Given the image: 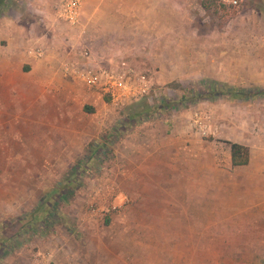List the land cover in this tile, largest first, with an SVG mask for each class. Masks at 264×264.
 <instances>
[{
	"label": "rangeland",
	"instance_id": "1",
	"mask_svg": "<svg viewBox=\"0 0 264 264\" xmlns=\"http://www.w3.org/2000/svg\"><path fill=\"white\" fill-rule=\"evenodd\" d=\"M26 1L9 0L0 19L15 16V11L28 16ZM149 1L157 22L128 23L125 43H119L127 49L122 54L116 53V42L123 31L118 34L105 20L92 22L85 15L75 27L57 18L54 25L41 22L34 27L39 35L45 31L48 37L44 43L60 52V68L65 60L77 58L103 68H134L151 80V97L145 94L122 106L102 108L92 121L100 125L91 128L96 130L91 142L109 136L116 124L146 106L180 98L183 90L169 87V83L195 90L210 79L240 88L264 87V0H238L237 5L217 6V12L211 7L206 11L201 0ZM4 25L14 31L13 25ZM79 31L86 35L98 31L94 33L98 40L95 50L104 57L92 58L90 52L83 56L88 45L82 43ZM18 34L15 30V36ZM35 42L28 48L38 47ZM62 77L73 88L97 92L82 86L78 79L73 82L69 76ZM189 108L207 116V136L195 128L194 114L179 115L185 111L184 104L151 112L148 120L128 127L96 156L82 174L80 187L67 202L58 204L57 221L42 232L24 233L17 246L8 245L6 251L0 247V264H229L221 263V169L198 165V161L217 158L221 164L223 121L243 126L252 142L262 145L264 95L202 100ZM171 111L180 112L177 115L184 125H190L192 136L184 143L152 151L146 140L147 127L159 119L169 122ZM5 121L0 126V237L8 239L24 224L19 219L34 210L47 189L84 156L83 152L78 155L77 146L91 133L80 130L74 135V150H67V142L61 151L51 145L55 151L27 154L21 143L24 136L13 134ZM190 147L188 156L194 158V166L182 167L186 154L179 151ZM232 233L235 238L250 237L249 232Z\"/></svg>",
	"mask_w": 264,
	"mask_h": 264
},
{
	"label": "crops",
	"instance_id": "2",
	"mask_svg": "<svg viewBox=\"0 0 264 264\" xmlns=\"http://www.w3.org/2000/svg\"><path fill=\"white\" fill-rule=\"evenodd\" d=\"M59 1L27 0L24 6L27 7L28 16L25 12L15 11V16L12 15L7 20L0 19V126L3 119H6L13 134L24 136L21 143L27 154L33 151H50L53 149L51 145H57L58 151H61L62 145L67 142V150L72 149L74 135L82 130V133L91 135L77 146L78 155L81 154L91 142V136L96 133L93 129L100 125L93 124L92 121L101 114L102 108L113 106L105 97L101 99L97 92L73 88L67 84L58 65L60 52L53 45L44 43L48 37L45 31L41 35L34 31L37 23L54 25L56 16L53 15L52 8ZM88 1L82 0L81 16L86 15L92 22L105 20L120 35L123 31L122 37L118 36L119 40L116 42L117 54L127 51L119 43H125V33H129L128 23L157 22L155 10H150L152 6L149 0H91V8L87 12ZM3 23L13 25L14 31ZM15 30L20 34L15 36ZM98 31L88 32L87 35L80 31L77 33L82 38V43L88 45L92 58L105 55L99 56L95 50L98 40L94 33ZM34 41L38 46H46L44 49L47 54L44 58H34L27 54L28 45H34L31 44ZM103 46L107 47V44L103 43ZM103 46L100 47L101 50H105ZM77 82L84 86L82 82ZM74 102L78 104L74 105ZM178 113L180 112L171 111L169 122L159 119L148 125L150 130L147 129L146 140L153 146L152 151L160 152L164 148L162 146L184 143L192 136L190 125H184L185 121L179 115L194 114L195 111L191 112L187 108L179 115ZM63 126L68 130H64ZM60 130L64 131L63 139L60 137L63 135ZM65 131L69 132L68 136ZM221 140V164L217 158L198 161V165L221 169V232H224L221 233V263L263 264L264 251L259 250V247H264V147L252 142L243 126L233 123L230 125V121H223L221 124ZM228 142H236L249 148L247 164H231ZM174 149L178 151L176 147ZM191 149L179 151L186 154L180 163L182 167L193 168ZM76 159L77 155L73 161ZM61 164L68 165L66 162ZM232 232H249L250 237L235 238Z\"/></svg>",
	"mask_w": 264,
	"mask_h": 264
},
{
	"label": "trees",
	"instance_id": "3",
	"mask_svg": "<svg viewBox=\"0 0 264 264\" xmlns=\"http://www.w3.org/2000/svg\"><path fill=\"white\" fill-rule=\"evenodd\" d=\"M201 5L206 11H209L211 7L214 11L216 10V12L217 6H227V4L223 3L221 0H201ZM8 7L9 0H0V16ZM168 85L169 87L183 90L180 98L170 103L161 101L153 107L146 106L142 110L128 115L122 122L116 124L109 136H103L102 140L89 142L83 150L84 156L75 161V164L70 168V173L57 181L52 188L47 189L41 203L35 207L34 210L28 212L25 217L19 219V221L24 223L19 230L14 232L13 235H10L8 239L0 237V247L4 246L3 251L8 245L9 248L12 247V245H19L21 242L20 239L22 238L21 236L24 233L33 231L42 232L44 229H47L49 223L57 221L56 211L58 204L60 202H67V199L78 187H80L82 184V174L90 169V165L95 161L96 156L106 150L107 144H110L113 139L118 138L128 127L148 120L151 112L155 113L169 108L176 109L178 104H184V108L187 109L191 105L202 100H244L264 95V87L251 86L249 88H240L224 81L211 79L205 80L201 87L196 90L194 88L182 87L179 84L172 85L169 83ZM148 95L151 97V92ZM228 144L230 146L231 164L233 166L247 164L249 161V148L236 142H228ZM25 219L28 221L23 222Z\"/></svg>",
	"mask_w": 264,
	"mask_h": 264
},
{
	"label": "built area",
	"instance_id": "4",
	"mask_svg": "<svg viewBox=\"0 0 264 264\" xmlns=\"http://www.w3.org/2000/svg\"><path fill=\"white\" fill-rule=\"evenodd\" d=\"M227 5H237L238 0H221ZM82 0H60L54 6V14L59 22L69 27H75L80 23ZM27 54L34 58H42L45 49L31 47ZM89 51L83 50V56L88 57ZM62 72L65 76L80 80L89 89L96 90L107 98L113 106H122L139 96L148 94L152 83L149 77L130 67H98L91 62L80 61L77 58H69L62 63ZM206 115L194 113L193 124L204 136L209 133V126L206 122ZM259 131V130H258ZM262 145L264 147V134H262Z\"/></svg>",
	"mask_w": 264,
	"mask_h": 264
}]
</instances>
